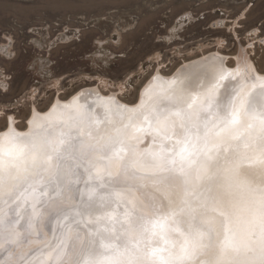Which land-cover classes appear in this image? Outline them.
<instances>
[{
	"label": "snow or ice",
	"instance_id": "1",
	"mask_svg": "<svg viewBox=\"0 0 264 264\" xmlns=\"http://www.w3.org/2000/svg\"><path fill=\"white\" fill-rule=\"evenodd\" d=\"M111 113L73 100L0 132V264L27 237L41 247L19 264H264V182L246 174L264 176V79L214 64Z\"/></svg>",
	"mask_w": 264,
	"mask_h": 264
},
{
	"label": "rangeland",
	"instance_id": "2",
	"mask_svg": "<svg viewBox=\"0 0 264 264\" xmlns=\"http://www.w3.org/2000/svg\"><path fill=\"white\" fill-rule=\"evenodd\" d=\"M213 49L264 72V0H0V130L89 85L135 102L157 68Z\"/></svg>",
	"mask_w": 264,
	"mask_h": 264
},
{
	"label": "bare ground",
	"instance_id": "3",
	"mask_svg": "<svg viewBox=\"0 0 264 264\" xmlns=\"http://www.w3.org/2000/svg\"><path fill=\"white\" fill-rule=\"evenodd\" d=\"M229 55L221 51L220 49H213L208 52H205L199 56L193 57L188 60H184L176 69L170 74H165L161 72L160 68H157L150 79L143 85L137 99L135 102H127L122 100L116 92H104L99 85H89L85 86L67 98H62L57 95L51 104L44 110L39 109L36 105H32L30 115L27 118L26 126L21 128L18 126V119L12 114L7 117V125L4 129H1L0 132L7 131L9 129H14L18 133H26L31 127V122L33 118L37 115L45 116L51 112L54 108H62L64 105L69 104L75 100L77 105L86 106L91 105L94 110L97 112L103 107L105 103L112 106V125L105 124L104 127L119 126L126 122L127 116L131 110L138 108L143 100V94L145 89L149 93L155 91L160 86L167 87L168 82L170 81H185L198 83L201 79H206L207 74L210 72L211 67L215 64L217 67H222L225 72H236L237 69L250 73L254 77H259L264 79V72H261L256 67L255 63L251 58L246 57L244 60H239L233 65L229 64ZM150 82L152 86L149 87ZM253 83H256L259 86V80H249L248 87L250 88ZM127 109V111H125ZM3 117V112L0 110V119ZM142 141L140 144L141 149H145L151 146L152 136L151 134H142ZM246 174L250 180L254 183L264 182V176L256 169H247ZM54 205H49L46 209L47 212H51ZM30 212V209H29ZM38 232H43L45 236H39V240L43 241L51 236V228L47 222L37 224ZM37 239V237H29V239ZM33 241V240H32ZM22 243V242H21ZM41 247L39 243H30L28 246L21 244V246H13L9 250L11 252V258L9 264H19L21 257L30 259L32 257L38 256V250ZM5 253L0 254V260L5 258ZM69 255H71V250ZM69 257H66L67 260Z\"/></svg>",
	"mask_w": 264,
	"mask_h": 264
}]
</instances>
